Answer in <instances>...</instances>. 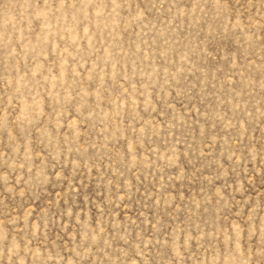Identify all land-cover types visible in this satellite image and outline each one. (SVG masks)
<instances>
[{
  "label": "rangeland",
  "instance_id": "rangeland-1",
  "mask_svg": "<svg viewBox=\"0 0 264 264\" xmlns=\"http://www.w3.org/2000/svg\"><path fill=\"white\" fill-rule=\"evenodd\" d=\"M0 264H264V0H0Z\"/></svg>",
  "mask_w": 264,
  "mask_h": 264
}]
</instances>
